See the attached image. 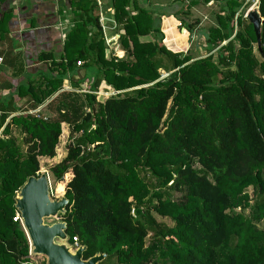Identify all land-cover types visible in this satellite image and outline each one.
Returning <instances> with one entry per match:
<instances>
[{"label": "trees", "instance_id": "16d2710c", "mask_svg": "<svg viewBox=\"0 0 264 264\" xmlns=\"http://www.w3.org/2000/svg\"><path fill=\"white\" fill-rule=\"evenodd\" d=\"M179 1L166 13L204 36V57L162 43L165 13L149 0H108L118 57L98 2L68 0L59 55L38 56L47 69L14 90L0 75V264H34L15 197L39 158L55 156L62 123L71 141L50 172L64 182L61 218L84 259L264 264V0L260 47L245 0H213L215 23L198 31L197 1ZM101 84L111 94L99 100Z\"/></svg>", "mask_w": 264, "mask_h": 264}, {"label": "crops", "instance_id": "0c3cea01", "mask_svg": "<svg viewBox=\"0 0 264 264\" xmlns=\"http://www.w3.org/2000/svg\"><path fill=\"white\" fill-rule=\"evenodd\" d=\"M98 10L104 18L102 24L109 27L106 36L109 40L108 51L114 50L118 57L123 51L117 47L111 7L108 0H96ZM140 5H148V0H137ZM152 7L166 12L178 11L181 6L179 0H149ZM190 8L192 14L196 11H214L218 3L213 0L204 2L196 0ZM68 7V0H0V75L13 89L28 78L46 70V64L38 56L42 53H52L58 56L64 39V27L69 26L72 13ZM66 13V14H65ZM162 15V16H164ZM196 15V14H195ZM64 16L69 17L64 19ZM107 21V22H106ZM3 30L2 34L1 31ZM111 44L114 47H111ZM118 49V50H117ZM117 52H121L122 55ZM64 89H70L69 80L65 79ZM4 92L1 93L3 95Z\"/></svg>", "mask_w": 264, "mask_h": 264}, {"label": "water", "instance_id": "95a60500", "mask_svg": "<svg viewBox=\"0 0 264 264\" xmlns=\"http://www.w3.org/2000/svg\"><path fill=\"white\" fill-rule=\"evenodd\" d=\"M252 24L257 45H261L262 19L257 9H251L246 16ZM68 199L65 196L52 199L50 182L46 172L29 176L15 197V208L21 219V226L30 245L31 255L46 257V264H98L106 258L105 253H96L84 259L86 246L73 247L66 233L63 220L46 222L66 211ZM59 241H58V240Z\"/></svg>", "mask_w": 264, "mask_h": 264}, {"label": "rangeland", "instance_id": "374dc122", "mask_svg": "<svg viewBox=\"0 0 264 264\" xmlns=\"http://www.w3.org/2000/svg\"><path fill=\"white\" fill-rule=\"evenodd\" d=\"M258 5V0H252ZM250 5L248 0H245L244 5L242 6V11ZM257 5L252 7V9H257ZM196 14V15H195ZM195 14L191 15V19L194 20V17H198L200 19V23L197 26L198 30H206L210 25L214 24L215 21L213 19L214 11H196ZM107 22V21H106ZM161 31L164 33L163 44L166 45L167 48L173 51H181L183 53L192 52L198 57H204L206 55L205 52V39L204 36L198 35L195 31L190 33L189 30L185 29L182 25L181 20L179 17H175L173 15H164L161 16ZM109 27H107L108 30ZM149 38V37H148ZM111 47L114 45L111 44ZM118 50V49H117ZM118 54L122 55L121 52H117ZM124 55V52H123ZM161 78L167 77L168 72L164 70H160ZM81 87H85L83 84ZM106 87L104 84H101L99 87L100 93H107ZM98 91V92H99ZM106 95H98V99L101 100ZM70 135V127L66 123L61 124V134L59 137V142L56 146V154L52 158L48 157H41L39 158V165L40 170L39 172H46L49 176L50 182V197L52 199L60 198L65 194V185L64 182L56 183L55 179L50 172V167L58 162L61 161L62 158L66 155L67 146L71 141ZM76 135V134H75ZM69 174L65 175V178L68 179ZM250 192V189H248ZM171 196L175 199L179 197L178 193L172 192ZM155 201V200H154ZM156 219H161L157 214L153 213ZM62 215H58L57 218H48L46 222H54L57 220H62ZM168 221V220H166ZM58 240V239H57ZM150 238L147 236L145 245H148ZM59 241V240H58ZM31 261L34 264H46V257L41 255H31ZM104 264H115V260L112 259Z\"/></svg>", "mask_w": 264, "mask_h": 264}, {"label": "built area", "instance_id": "2783aa9c", "mask_svg": "<svg viewBox=\"0 0 264 264\" xmlns=\"http://www.w3.org/2000/svg\"><path fill=\"white\" fill-rule=\"evenodd\" d=\"M249 2H250V5L247 7V8H245L244 9V11H242V9L240 10L242 13H243V17H246L247 16V13L252 9V7H254V6H256L257 4L254 2V1H252V0H248ZM258 4H259V0H258V2H257ZM257 10H258V5H257ZM66 14V13H65ZM67 14H70L71 15V13L70 12H68ZM238 14V13H237ZM69 17H67V16H64V19L66 20V19H68ZM103 17H102V15H101V13H100V23H101V27H102V30H103V33H104V37H105V40H106V43L108 44L109 43V40H108V38H107V36H106V30H107V27H105L103 24H102V22H103ZM68 28H69V26H66V28L64 27V33L63 34H65V32L68 30ZM114 38L115 39H117L118 38V35H115L114 36ZM2 61V58L0 57V62ZM80 64V62H77V65H79ZM84 88L85 87H81V90H84ZM97 94L98 95H108V94H111V92L109 93V92H107V93H100V91L99 92H97ZM39 109V108H38ZM37 109V110H38ZM17 219H19L20 220V223H21V219H20V216H19V213L18 212H16V216L14 217V220H17ZM73 241L71 242V245L73 246V247H77V246H79V244H78V240H77V238H75V237H73V239H72ZM30 250H31V248H30V245H29V255L31 256V253H30Z\"/></svg>", "mask_w": 264, "mask_h": 264}]
</instances>
